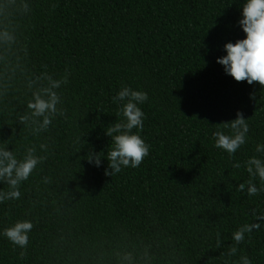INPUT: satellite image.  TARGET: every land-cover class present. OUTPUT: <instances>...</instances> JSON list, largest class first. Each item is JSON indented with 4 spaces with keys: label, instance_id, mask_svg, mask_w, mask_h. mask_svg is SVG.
<instances>
[{
    "label": "trees",
    "instance_id": "1",
    "mask_svg": "<svg viewBox=\"0 0 264 264\" xmlns=\"http://www.w3.org/2000/svg\"><path fill=\"white\" fill-rule=\"evenodd\" d=\"M245 2L29 0L15 42L0 44V146L18 157L32 145L43 155L41 142L50 151L20 199L0 203V233L18 220L34 225L23 250L0 235V264H129L125 253L131 264H223L217 233L226 249L240 225L254 222L253 209L264 211V192L237 191L249 179L244 161L264 144V86L237 82L217 62L226 43L246 38ZM66 69L67 119L34 136L19 122L29 83ZM123 86L148 94L139 134L151 147L138 168L112 177L106 155L99 167L87 155L107 152L105 129L122 119L112 97ZM238 111L249 133L229 156L213 132ZM247 240L234 259L264 264V225Z\"/></svg>",
    "mask_w": 264,
    "mask_h": 264
},
{
    "label": "clouds",
    "instance_id": "2",
    "mask_svg": "<svg viewBox=\"0 0 264 264\" xmlns=\"http://www.w3.org/2000/svg\"><path fill=\"white\" fill-rule=\"evenodd\" d=\"M29 11V0H0V44L11 45L15 42L13 25L18 16L26 15ZM242 17L239 24L246 33V38L235 43H226L224 48L227 55L218 57L217 62L223 65L225 72L237 82L246 80L249 84L258 82L264 86V0H246L243 4ZM69 76L70 72L67 69L59 77L45 71L29 83V87L34 91L32 98L27 102L26 112L19 116V122L34 136L50 131L56 119L61 117L67 119L61 90L69 83ZM112 100L119 105L116 116L122 119H117L105 129L106 135L111 137L107 152H89L87 160L99 167L102 157L106 155L108 167L105 175L114 177L124 168H138L149 155L151 146L139 134L143 130L145 118V113L139 105L148 100V94L123 86ZM217 125L218 129L213 132L215 147L233 156L247 141L249 133L247 119L238 111L235 119ZM133 129L138 131L134 132ZM39 151L44 154L38 155L37 147L32 145L25 149L22 157H18L7 146H0V182L7 185L6 191H0V203L20 199V185L45 162L50 144L41 142ZM255 152L259 155H253L243 163L249 179L239 183L237 187V191L246 192L249 197L264 192V144H257ZM232 167L239 169L242 165L236 162ZM256 180L260 182L259 187L255 183ZM44 181L47 182L48 178L45 177ZM251 214L254 222L240 225L231 234L232 242L226 249L220 234L217 233L216 249H224L220 255L224 257L223 264H252L247 255H240L238 259H234L239 252L238 246L245 243L246 237L247 242L251 243L253 231L260 230L264 225V211L253 209ZM33 227L30 220H18L4 228L0 235L23 250L29 244V232ZM25 254V251L20 252L21 257ZM123 259L131 264L132 254L125 253Z\"/></svg>",
    "mask_w": 264,
    "mask_h": 264
}]
</instances>
